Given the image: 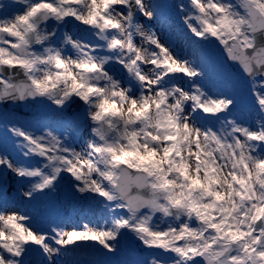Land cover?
<instances>
[{"label":"snow or ice","instance_id":"obj_1","mask_svg":"<svg viewBox=\"0 0 264 264\" xmlns=\"http://www.w3.org/2000/svg\"><path fill=\"white\" fill-rule=\"evenodd\" d=\"M172 8L195 59L153 26ZM242 87L251 121L239 115ZM9 105H54L60 127L3 113L0 264L135 256L133 244L140 255L116 264H264V0L0 3ZM12 185L29 204L66 185L105 218L42 227L49 209L10 206Z\"/></svg>","mask_w":264,"mask_h":264},{"label":"rangeland","instance_id":"obj_2","mask_svg":"<svg viewBox=\"0 0 264 264\" xmlns=\"http://www.w3.org/2000/svg\"><path fill=\"white\" fill-rule=\"evenodd\" d=\"M156 3H162L167 5H178L180 3H186L187 0H154ZM0 3L3 4H12L15 3V0H0ZM9 11H13L9 9ZM167 15L170 17V21H167L165 26L157 24L158 33L162 36V38H168L171 40L177 49L184 50L190 54L189 58L195 59V55H191L192 49L187 47L186 41L182 36V32L184 31L183 26L180 24V18L177 16L175 9L172 8L170 11H167ZM65 31L76 32L77 29L69 26L65 29ZM211 54L213 58L218 60H223V54L219 49L213 48L211 49ZM241 97V112L240 118L245 120H254L255 119V108H254V100L248 94L246 87H242L240 90ZM5 111L2 107H0V139L4 136V126H3V113ZM14 114V115H12ZM9 119L13 117L31 121L33 117L22 118L20 115L16 113H8ZM43 118V122L49 124L50 126L56 128L60 127L59 122L57 120V115L55 112V106L48 107L47 105H41L40 114ZM72 143L73 146L79 150L80 146L83 144L84 140L88 138V133L84 128H79L73 133ZM11 145V141H9ZM66 185H63L56 193H53L47 197H41L36 203L37 209H49V214L47 217L40 219V226L47 228L49 223L55 221L59 223L62 227L66 228H79L83 224H97V207L90 206L89 202H84L81 200H77L75 198H68L66 195ZM7 198L9 200V204L12 207L19 208L22 212L27 211L33 215L27 209L28 203L23 201L15 191V186L12 185L7 192ZM56 210L59 211V216L56 215ZM127 247V245H126ZM133 248L137 249L136 255H128L127 253L111 257L104 256L97 252L95 249H89L87 251L78 252L76 256L69 257L63 256L60 257L57 261V264H116L118 261L132 260L137 258L140 255V252L137 248V244L132 245ZM142 247V246H141Z\"/></svg>","mask_w":264,"mask_h":264},{"label":"water","instance_id":"obj_3","mask_svg":"<svg viewBox=\"0 0 264 264\" xmlns=\"http://www.w3.org/2000/svg\"><path fill=\"white\" fill-rule=\"evenodd\" d=\"M39 106L40 105H37V106L25 105V106H21L20 108H17L15 105H9L6 108L7 109H11V110L19 111V112H21L23 114L34 115V114H37L39 112Z\"/></svg>","mask_w":264,"mask_h":264}]
</instances>
